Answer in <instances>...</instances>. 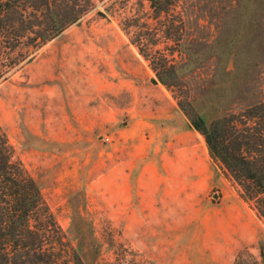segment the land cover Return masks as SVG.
<instances>
[{"label": "rangeland", "instance_id": "rangeland-1", "mask_svg": "<svg viewBox=\"0 0 264 264\" xmlns=\"http://www.w3.org/2000/svg\"><path fill=\"white\" fill-rule=\"evenodd\" d=\"M246 1L51 0L77 20L36 48L11 41L12 61L31 56L0 59V127L44 201L23 244L48 264H264V220L156 74L175 67L173 90L207 107L263 100L261 2L255 35L230 41ZM232 44L250 62L229 73Z\"/></svg>", "mask_w": 264, "mask_h": 264}, {"label": "trees", "instance_id": "trees-1", "mask_svg": "<svg viewBox=\"0 0 264 264\" xmlns=\"http://www.w3.org/2000/svg\"><path fill=\"white\" fill-rule=\"evenodd\" d=\"M258 1L264 5V0ZM161 3V0H151V6L158 12L163 11L162 7L158 8L159 4L162 6ZM244 6L248 7V11L244 12L246 16L243 18V26L230 34V41H241L255 35L257 31L251 14L256 1L247 0ZM68 16L51 9V0H0V59L2 63H8L3 66L11 69L31 56L28 51L18 61H12L15 50L13 41L27 38L31 43L24 45L36 48L59 36L66 24L77 20L75 16L73 20L67 21ZM39 39L41 42L36 45ZM224 39L217 41H229ZM237 46L231 45L234 61L229 73L238 70L241 63L250 62L239 58ZM156 72L159 82L174 94L190 126L204 137L211 158L236 181L244 200L264 220V99L246 104L238 110H226L222 101L207 107L201 105L199 98L179 95L173 90L180 78L175 67L164 71L157 69ZM0 77H3L2 73ZM43 206L38 183L23 164L14 159L13 148L0 127V264H10L12 261L17 263L22 256L23 246L25 254L34 252L36 259L30 260L28 257L23 262L48 264L42 258V247L31 249L27 247V242L22 243L23 239L38 237V234L31 231L29 222L32 214ZM261 253L264 256L263 243Z\"/></svg>", "mask_w": 264, "mask_h": 264}, {"label": "water", "instance_id": "water-1", "mask_svg": "<svg viewBox=\"0 0 264 264\" xmlns=\"http://www.w3.org/2000/svg\"><path fill=\"white\" fill-rule=\"evenodd\" d=\"M152 83H154V84H158L159 82H158L157 80L153 79V80H152Z\"/></svg>", "mask_w": 264, "mask_h": 264}, {"label": "built area", "instance_id": "built-area-1", "mask_svg": "<svg viewBox=\"0 0 264 264\" xmlns=\"http://www.w3.org/2000/svg\"><path fill=\"white\" fill-rule=\"evenodd\" d=\"M105 140H106V141H109L110 139H109V138H106Z\"/></svg>", "mask_w": 264, "mask_h": 264}]
</instances>
